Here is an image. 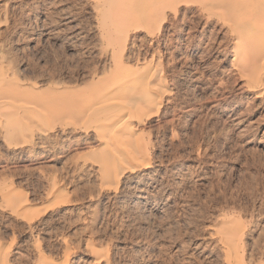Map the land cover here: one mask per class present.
<instances>
[{"label":"rangeland","instance_id":"1","mask_svg":"<svg viewBox=\"0 0 264 264\" xmlns=\"http://www.w3.org/2000/svg\"><path fill=\"white\" fill-rule=\"evenodd\" d=\"M195 1L178 2L183 14L175 2H162L161 9L170 6L167 18L126 25L130 69L114 71L108 40L116 23L107 2L0 0V88L12 72L29 90L64 88L72 96L74 88L108 82L96 102L119 89L133 65L151 64L147 81L143 75L135 85L169 89L149 98L153 111L110 95L113 101L90 105L96 116L85 109L74 117L50 101L32 106L23 94L14 104L26 111L12 118L0 101V264H264V84L258 93L246 81L234 34ZM263 60L256 66L264 73ZM107 104L119 107L120 125L105 122L99 108ZM129 129L133 138L112 151L118 172L125 168L117 184L101 174V149Z\"/></svg>","mask_w":264,"mask_h":264},{"label":"bare ground","instance_id":"2","mask_svg":"<svg viewBox=\"0 0 264 264\" xmlns=\"http://www.w3.org/2000/svg\"><path fill=\"white\" fill-rule=\"evenodd\" d=\"M95 1V0H94ZM97 1V0H96ZM102 1H105V2H107L108 3V8H107V10L109 9V11H106V10H104V12L106 11V12H109V14H111V18H112V22H113V25L116 23V25H115V28L116 29H113V30H115V32L113 33V30L112 29H110L111 31H110V33H111V35L109 36V42L111 43L112 42V44H114V46H115V56H116V59L114 60L115 62V68L116 69H113L114 71H119L120 70V68L122 67V66H127L126 68H128V69H130L128 66H130V65H126V63L124 62V55H125V53H126V50H127V46H128V41H129V39H130V32H132V28H137V26H135V24H138L139 25V23H141L142 25L144 24V22L145 21H149L150 22V20H152V19H154V18H159V17H165V18H167L168 16H169V14H167L166 13V10H169L168 8H170V3H174L175 2V7H176V5L178 4V2L179 1H181V3L183 2V1H185V2H190V1H192V0H102ZM162 2H169V5H168V7L166 8V7H164L163 9H161V6H160V4H162ZM177 2V3H176ZM193 2H194V0H193ZM192 2V3H193ZM195 2H200L201 4H202V7H204L205 8V10H207V11H205L204 10V8H203V10L205 11V12H209L210 13V15H216V16H220V17H222L223 19V21L225 22V24L226 25H228V28H230V30L232 31V34H234V36H235V40H236V53H237V58H236V60L237 61H239V66H236V67H238V69L240 70L239 72H241V74L243 75V77L246 79V81L248 80V82H250L251 84H252V87L255 89V90H258L257 92L259 93V91H261V86L263 87V84H264V79H263V77L264 76H262V75H264V73H263V67L262 66H256L257 65V63L259 62H261V61H259V59L261 58V60H262V58H263V56H264V49L262 50V52L261 51H259L258 52V50H260V46L262 45V48H263V46H264V0H196ZM100 3H102L101 2V0H100ZM100 3H98V4H100ZM180 3V2H179ZM168 4V3H167ZM167 4H166V6H167ZM190 4H191V2H190ZM201 4H200V6H201ZM106 5V4H105ZM180 5V4H179ZM97 6V5H96ZM163 6V5H162ZM165 6V5H164ZM98 7H100V5L98 6ZM102 7V6H101ZM201 7V8H202ZM166 9V10H165ZM183 9H184V7H183ZM182 8H177L176 7V9H175V12L176 13H178V14H183V13H185L186 11H187V9L185 8V10H183ZM202 10V9H201ZM203 11V12H204ZM173 13V12H172ZM98 15V14H97ZM209 15V14H208ZM107 16H110V15H107ZM210 17V16H209ZM100 18V17H99ZM111 18H109V22L108 23H111ZM219 18V17H218ZM100 20V19H99ZM162 20H163V18H162ZM219 20V19H218ZM220 20H221V18H220ZM156 21V20H155ZM159 22H160V20H159ZM159 22H158V24H159ZM224 22H222V23H224ZM146 23V22H145ZM140 24V25H141ZM126 25H130L128 28H130L131 26H134V27H132L131 28V31H129L128 30V28L126 27ZM153 25V24H152ZM109 26V25H108ZM110 27V26H109ZM139 27V26H138ZM159 27V26H158ZM226 27V26H225ZM108 28V27H107ZM106 28V29H107ZM114 28V27H113ZM147 28V27H146ZM100 29V28H99ZM109 29V28H108ZM104 30V29H103ZM171 30V29H170ZM151 31V30H150ZM134 32V31H133ZM152 32V31H151ZM107 33H109V32H107ZM103 34V33H102ZM132 35H134V34H132ZM153 35V34H152ZM155 36V35H154ZM232 36V35H231ZM153 37V36H152ZM232 38V37H231ZM105 40V39H104ZM185 40V39H184ZM106 41V40H105ZM131 44V43H130ZM112 46V45H111ZM113 46V47H114ZM234 47V46H233ZM259 47V48H258ZM261 48V49H262ZM131 49V48H130ZM113 51H114V49H113ZM114 53V52H113ZM260 53V54H259ZM114 55V54H113ZM262 56V57H261ZM246 59H247V65L248 66H246ZM234 61V60H233ZM264 61V60H263ZM133 62V61H132ZM238 63V62H237ZM259 63H258V65H259ZM149 64V63H148ZM158 65V64H157ZM237 65V64H236ZM133 66H137V67H134V68H132L130 71H128V72H130L128 75H125V76H123V78H121V80L120 81H118L117 82V84L120 82V84H119V89L117 88L116 90H115V92H113V94H110L111 96H112V98L113 97H117V98H123L124 96H129L128 98H131V102H128V101H126L125 103L127 104V102L128 103H130V106L133 108V107H136L137 109H138V111L139 112H142L144 109H147V110H149L151 107H152V104L150 103L151 101H152V95L155 93V92H157V93H159V91H163L164 92V88L162 87V86H160V85H158L157 83H155V82H153L152 81V83H148L149 84V86L148 85H146V83H144L145 82V80H144V84L142 85L143 86V88H138L136 85H135V83L140 79V77H142L144 74H146V70H147V68H148V66H150L151 67V64H149L148 66H147V68H145V69H142V68H140V67H138V66H140V65H138V64H136V65H133ZM154 66V65H153ZM159 67V66H158ZM124 68V67H123ZM122 68V69H123ZM152 68V67H151ZM150 69V68H149ZM152 69H154V68H152ZM112 70V71H113ZM112 71H111V74H112ZM122 71V70H121ZM123 71H125V68H124V70ZM150 71H151V69H150ZM127 72V71H126ZM126 72H124V73H126ZM154 72L157 74V76H158V70L157 69H155L154 70ZM9 73H10V70H9ZM86 73V72H85ZM114 73H116V72H114ZM113 73V74H114ZM123 73V74H124ZM111 74H109V75H111ZM148 74H149V71H148ZM150 74H151V72H150ZM154 74V73H153ZM6 75V78L4 79V80H6V79H8L7 80V83H6V86H3V89L2 88H0V101L2 100L4 103H5V106H7V112L9 113L8 115L10 116V117H12V118H18V117H20L21 115H22V113L23 112H25L26 111V109L24 108L25 106H22V105H17V101L20 99V100H23V101H25V99H24V97H22L23 99H21V96H24V95H26L27 96V94L29 95V96H25V98H26V100H27V103H32V106L34 105V104H36L37 105V103L40 101V103H42V104H44V103H46L45 101H50V103L52 104V106H53V103H56V105H57V107L54 109L53 107H55V105L52 107V106H50V107H48L49 106V104H48V106H44V107H46L47 109L46 110H50V108H53V110H61V111H64V110H66V112L68 111L69 113H73V115H74V117L75 116H77L78 115V113L80 114L79 116H81V113L83 114H85V112H88V113H90L91 112V114H95V116H96V113H92V111H90V108H91V106L94 104V102H92L93 101V99H96V97L98 96V95H100L101 94V92H102V90L103 91H105L104 89H108L109 90V87L107 88L106 86H107V84H109L107 81L113 76V75H111L110 76V78L108 79V80H106V78H107V76L109 77V75H107L106 77H104V82H105V80H106V82H107V84H106V86H105V84H104V86H103V80H97V84L95 85V83H92V84H94V86L95 87H93V85H92V87H93V90L91 89V90H89L88 92H86L85 90H87V89H85L84 91L82 90H80L79 91V93L81 92V94H83V96L81 95V94H79V93H77V91L79 90H75V88H74V92H72L73 91V89H72V94H74L75 92V94L74 95H76L77 94V96L79 95V96H81L80 98H78L77 96H72L71 95V93H70V90L69 89H64V88H62V89H59V90H61L59 93L58 92H56V93H52V91H50L51 93H47L48 91H44L45 90V88H41V90H43V91H41L40 89H39V87H37V86H35L34 88H30V90L27 88V84H25L24 82H22L19 78H18V76L16 75V73H14V72H12V73H10V75H11V77H10V75H9V77H8V75L7 74H5ZM117 75H118V73H117ZM116 75V76H117ZM147 76H149V75H146V77H145V75H144V79H146L147 78ZM3 78V76L0 74V78ZM119 77H121V76H119ZM143 78V77H142ZM115 79H117V78H115ZM3 80V79H2ZM112 80V79H111ZM119 80V79H118ZM155 80H157L156 79V77H155ZM116 81V80H115ZM114 81V82H115ZM146 81H147V79H146ZM105 82V83H106ZM150 82V81H149ZM115 84H116V82H115ZM153 85V87H155L153 90H151V87H152V85ZM146 85V86H145ZM110 86H111V82H110ZM113 86V85H112ZM118 86V85H117ZM116 85H115V87H117ZM145 86V87H144ZM247 86V85H246ZM5 87V88H4ZM106 87V88H105ZM114 87V88H115ZM28 90H27V89ZM104 88V89H103ZM249 88V87H248ZM52 89V88H51ZM81 89V88H80ZM113 89V88H112ZM253 89V90H254ZM54 90V89H53ZM111 90V89H110ZM169 89H167V91H168ZM248 90V89H247ZM251 90H252V88H251ZM263 90V89H262ZM167 91H165V92H167ZM53 92H55V90L53 91ZM83 92V93H82ZM107 92H109V91H107ZM107 92H106V94H104V97H102L103 98V101L105 100V99H107V101H104V104H105V102H110L111 101V96L109 95V94H107ZM164 92V93H165ZM254 92V91H253ZM163 93V94H164ZM24 94V95H23ZM263 94V93H262ZM107 95H108V97L109 98H107ZM96 96V97H95ZM119 96V97H118ZM50 97V98H49ZM98 98V97H97ZM102 98L101 99H99V100H101L102 101ZM111 98V99H110ZM126 98V97H125ZM124 98V99H125ZM149 98L151 99V101L149 102ZM18 99V100H17ZM34 99L35 100H37V101H34ZM40 99V100H39ZM45 99H48V100H45ZM16 100V104H14V101ZM42 100H44V101H42ZM98 100V101H99ZM53 101H55V102H53ZM98 101H96L95 102V106H96V104L99 106V105H101V103H103V102H101L100 103V101H99V103L100 104H98L97 102ZM112 101H113V99H112ZM116 101V100H115ZM118 101V100H117ZM19 102V101H18ZM36 102V103H35ZM155 102H157V101H155ZM23 102H21L20 104H22ZM93 103V104H92ZM92 104V105H91ZM103 104V105H104ZM112 104H115V106H116V103H112ZM112 104H110L111 106H112ZM122 104V103H121ZM120 104V105H121ZM35 105V106H36ZM41 105V104H40ZM91 105V106H90ZM108 105V104H107ZM34 106V107H35ZM94 105L92 106V107H95ZM111 106H103V107H101L100 106V108H99V110L101 109V108H103L102 109V111L106 114L105 116H106V120L107 121H105V122H108V125H110V126H115L116 125V123L118 122V119L120 118L121 119V117H119V115H118V113L119 112H117V109L119 108L118 106V108L116 107L115 109L113 108V107H111ZM114 106V105H113ZM127 106H129V105H126V107ZM144 106H145V108H144ZM157 106V105H156ZM2 107V106H1ZM36 107H39V106H36ZM35 107V108H36ZM97 107V106H96ZM121 107H124L123 105L121 106ZM155 107V106H154ZM6 108V107H5ZM28 108V107H27ZM41 108V107H40ZM43 109V108H42ZM85 109H88V111L86 110L85 111ZM92 109V108H91ZM95 108H93V110H94ZM121 109V108H120ZM153 109V108H152ZM152 109H150L151 111H153ZM155 109V108H154ZM1 110V109H0ZM85 111V112H82V111ZM98 110V109H97ZM37 111V110H36ZM52 111V110H51ZM96 111V110H95ZM95 111H93V112H95ZM101 111V110H100ZM118 111H119V109H118ZM126 111H128V110H126ZM125 111V112H126ZM131 111H132V109H131ZM155 111V110H154ZM53 112V111H52ZM59 112V111H58ZM67 112V113H68ZM130 112V111H129ZM128 112V113H129ZM35 113V112H34ZM49 113V112H48ZM103 113V114H104ZM0 114L1 115H4V113L2 114V111L0 112ZM36 114H37V112H36ZM53 114V113H52ZM54 114H56V113H54ZM97 114H98V112H97ZM102 114V113H101ZM134 114V113H133ZM141 114H143V113H141ZM38 115V114H37ZM59 115H60V112H59ZM65 115V114H64ZM64 115H62V116H64ZM67 115V114H66ZM123 115H126L125 113L123 114ZM122 115V116H123ZM131 115H132V112H131ZM137 115H138V113H137ZM136 115V116H137ZM6 116L7 115H5V120L7 121V124H11V125H9V127H10V129H11V131H16V133L21 129V128H19V126L17 127V124L16 123H12L9 119H8V117H7V119H6ZM32 116V115H31ZM34 116V115H33ZM39 116H41V115H39ZM58 116V115H57ZM84 116V115H83ZM102 117H96L97 118V120L100 118V120H101V118H103L104 116L103 115H101ZM130 116V115H129ZM23 117H24V115L22 116V119H23ZM26 117H29V120L28 121H32V118L30 119V116H25V118ZM35 117V116H34ZM55 117V116H54ZM65 117V116H64ZM73 117V118H74ZM89 117H90V115H89ZM138 117V116H137ZM91 118V117H90ZM94 118V117H93ZM131 118H133L134 119V116L133 117H131ZM140 118V117H139ZM26 119H28V118H26ZM53 119V118H52ZM66 119V118H65ZM95 119V118H94ZM104 119V118H103ZM119 119V120H120ZM123 119V118H122ZM124 119H125V117H124ZM127 119V118H126ZM25 120V119H24ZM74 120V119H73ZM39 121V120H38ZM92 121V120H91ZM95 121V120H94ZM102 121V120H101ZM123 121V120H122ZM128 121V120H127ZM135 121H136V118H135ZM3 122V121H2ZM5 122V121H4ZM26 122V121H25ZM93 122V121H92ZM92 122H91V124H92ZM121 122V121H120ZM120 122H118L117 123V126L118 125H120ZM96 123V122H95ZM134 123V122H133ZM132 123V124H133ZM78 124H80V123H78ZM89 124V123H88ZM87 124V125H88ZM126 124H128V123H126ZM34 126V123L32 122V124H31V126ZM81 125V124H80ZM99 125V124H98ZM97 125V126H98ZM103 125H105V124H102V126ZM1 126H2V124H1ZM99 126H101V125H99ZM107 125H105V127H106ZM128 126V125H127ZM126 126V127H127ZM133 126V125H132ZM3 127V126H2ZM9 127H6L7 128V130H8V128ZM12 127V128H11ZM34 127H39V126H37L36 124H35V126ZM96 127V126H95ZM135 127V126H134ZM5 128V129H6ZM40 128V127H39ZM84 128V127H83ZM100 128V127H99ZM103 127H101V130H102V132H100V135H102L103 136V132H104V128L102 129ZM116 128V127H115ZM138 128V127H137ZM19 129V130H18ZM106 129H108V128H106ZM112 127H111V131H109V132H112ZM109 130V129H108ZM113 130H116V129H113ZM122 130V129H121ZM132 129H129L128 130V133H126L127 135H120V137L118 138L117 137V139H114V140H110V142H106L107 143V148L108 149H106V148H102L101 150L103 151L102 152V157H103V159L105 160V162H106V165L105 164H102V167H100V165L101 164H99V167L101 168V169H103V172L101 173V174H106L108 177H110V178H113V177H115L116 178V180H117V184L120 182V179L123 177V173H124V169L125 168H123V167H121V166H119V165H117V167L119 166V169L121 168L122 169V171H121V169H120V172H118V169H116V164H115V162H117L116 161V157L114 156V155H112V151H114V149H116V146L118 145V144H120V145H122V146H124V145H126L129 141H130V139H132L133 138V133L132 132H134L133 130L131 131ZM137 130H139V129H137ZM32 131H33V129H32ZM97 131V130H96ZM6 132V131H5ZM95 132V131H94ZM98 132V131H97ZM115 132V131H114ZM105 133H106V131H105ZM107 133H108V131H107ZM113 133V132H112ZM135 133H136V131H135ZM6 135L7 134H9L8 133V131H7V133H5ZM14 134H15V132H14ZM97 134V133H96ZM115 134V133H114ZM17 136L19 135V133L18 134H16ZM107 135H109V133L107 134ZM110 135H111V133H110ZM133 135V136H132ZM9 136V135H8ZM8 136H6V138L8 137ZM99 136V135H98ZM105 136V135H104ZM103 136V137H104ZM111 136H113V135H111ZM4 137H5V135H4ZM14 137H15V135H14ZM19 137H21V135H19ZM18 137V138H19ZM97 137V136H96ZM116 137V136H115ZM16 138V137H15ZM99 138V137H98ZM105 138V137H104ZM108 138V137H107ZM114 138V137H113ZM142 138V137H141ZM7 139H9V138H7ZM11 138H10V142H11ZM16 140H17V138H16ZM21 140V139H20ZM101 140L102 139H100V142H101ZM13 141V140H12ZM16 142V141H15ZM18 142V141H17ZM142 142V141H141ZM134 143V142H133ZM110 144V145H109ZM109 145V146H108ZM135 145V144H134ZM15 146V145H14ZM136 147V146H135ZM101 148V147H100ZM105 149V150H104ZM123 149V148H122ZM119 150V149H118ZM125 150V149H124ZM128 150V149H127ZM96 152H98L99 153V151L98 150H96ZM144 152V151H143ZM115 153V152H114ZM118 153V152H117ZM117 153H116V155H117ZM118 155H119V153H118ZM117 155V156H118ZM130 155V154H129ZM143 155H144V153H143ZM98 157H99V154H98ZM128 157V156H127ZM101 158V157H100ZM99 158V159H100ZM123 157H121V158H119V161H120V159H122ZM134 158V157H133ZM132 157H131V159L132 160H134ZM130 159V158H129ZM94 160V159H93ZM98 160V159H97ZM122 160H124V159H122ZM127 159H125V162L128 164V162L126 161ZM142 160V159H141ZM131 161V160H130ZM140 162V161H139ZM138 162V163H139ZM98 163H99V160H98ZM97 163V164H98ZM143 163V162H142ZM117 164H118V162H117ZM144 164V163H143ZM135 165V164H134ZM108 166H109V168H108ZM140 166H142V165H140ZM139 166V167H140ZM137 167V166H136ZM143 168H144V166H142ZM132 169H133V167H132ZM131 169V170H132ZM100 170V169H99ZM135 172H136V170H135ZM135 172H134V174H135ZM132 174V173H131ZM137 174V173H136ZM140 174V173H139ZM138 174V175H139ZM154 175V174H153ZM140 176V175H139ZM142 176V175H141ZM135 177V176H134ZM144 177H145V175H144ZM106 181V180H105ZM114 181V180H113ZM113 181H111V182H113ZM108 182V181H107ZM141 182V181H140ZM103 184V183H102ZM137 186H139V185H137ZM102 187V186H101ZM140 190V189H139ZM137 192H139V191H137ZM140 193V192H139ZM143 194V193H142ZM10 196H12V195H10ZM10 199H12V198H10ZM146 199V198H145ZM223 227V226H222ZM232 228V227H231ZM223 230H224V228H223ZM239 240V239H238ZM236 243H237V241H236ZM3 247V246H2ZM229 247V246H228ZM227 247V248H228ZM6 248V247H5ZM230 248V247H229ZM228 248V249H229ZM4 249V248H3ZM238 250V249H237ZM3 251V250H2ZM5 251H6V249H5ZM232 251H235L234 249L233 250H231V252H230V254L232 253ZM235 252H237V251H235ZM239 253V252H238ZM237 253V254H238ZM3 254V253H2ZM6 254V253H5ZM7 254H8V252H7ZM1 255V254H0ZM2 256V255H1ZM8 257V256H7ZM231 257V256H230ZM1 258V257H0ZM242 258V257H241ZM234 259H235V257H234ZM234 259H233V261H234ZM237 259V258H236ZM240 259V258H239ZM240 261H241V259H240ZM229 263L231 264L232 262H230L229 261ZM238 263V262H237ZM241 263H242V261H241ZM240 263V264H241ZM234 264H235V262H234Z\"/></svg>","mask_w":264,"mask_h":264}]
</instances>
